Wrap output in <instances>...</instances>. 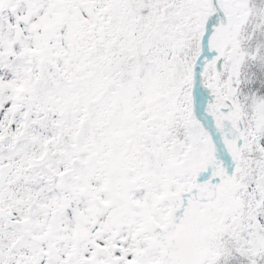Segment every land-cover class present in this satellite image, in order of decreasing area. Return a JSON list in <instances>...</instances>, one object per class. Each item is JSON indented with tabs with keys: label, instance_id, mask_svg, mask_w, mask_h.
Segmentation results:
<instances>
[{
	"label": "snow or ice",
	"instance_id": "6c2138e0",
	"mask_svg": "<svg viewBox=\"0 0 264 264\" xmlns=\"http://www.w3.org/2000/svg\"><path fill=\"white\" fill-rule=\"evenodd\" d=\"M0 264H264V0H0Z\"/></svg>",
	"mask_w": 264,
	"mask_h": 264
}]
</instances>
